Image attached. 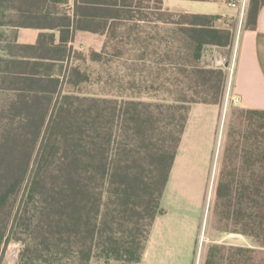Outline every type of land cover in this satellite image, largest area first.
Segmentation results:
<instances>
[{"label":"trees","instance_id":"1","mask_svg":"<svg viewBox=\"0 0 264 264\" xmlns=\"http://www.w3.org/2000/svg\"><path fill=\"white\" fill-rule=\"evenodd\" d=\"M162 1L77 0L71 15L69 0H0V264L12 241L23 246L19 264L142 261L165 213L190 107L225 98L227 72L202 59L235 40L234 29L216 25L220 16L170 12ZM249 5L246 28L255 29L264 0ZM16 28L47 32L22 45ZM78 31L120 39L125 73L89 70L87 62L106 66L109 53L74 50ZM101 83L102 92L85 90ZM165 85L168 99L143 100ZM240 112L251 145L222 172L216 205L256 238L264 231V111ZM254 254L215 245L206 264H256Z\"/></svg>","mask_w":264,"mask_h":264},{"label":"crops","instance_id":"2","mask_svg":"<svg viewBox=\"0 0 264 264\" xmlns=\"http://www.w3.org/2000/svg\"><path fill=\"white\" fill-rule=\"evenodd\" d=\"M112 1V0H104ZM122 2L135 3L140 0H113ZM147 3L149 0H141ZM77 0H69L67 7L71 15L74 14ZM134 4V5H135ZM84 7V5H83ZM109 8L98 6V8ZM87 8H90L87 6ZM132 4L125 6V9H132ZM162 8L164 10L182 13V14H199L220 16V22L223 20L224 25H217L222 28H228V23L234 22L235 40L234 45L229 51V59L226 63L230 69L227 72L226 94L222 104H194L190 107L189 118L184 131L179 151L170 175L168 184L171 180L176 182L175 188L180 191H196L186 201L188 202L187 214H179L163 207L165 213L156 218L152 228L149 240L139 264H189L188 255L189 248L196 243L199 247L198 255H201V263L206 264L208 250L214 245H224L238 248H250L251 237L240 233L238 227L222 226L221 223H228L223 220L217 207V188L221 179L222 172V149L217 150V154L212 159V167L207 174L209 178L205 179V193L203 201L199 199L197 191L202 187L201 173H204L200 165L208 157L205 149V142L209 143L211 139L221 138V130H224L222 124L226 112L231 106H236L242 110H258L264 111V6L262 7L258 23L255 29L246 28V20L244 16L238 19L240 11L229 8L222 0H163ZM117 9L122 11V7L113 6L111 10L116 12ZM134 11V10H133ZM117 20H109L106 25H116ZM123 21H118L122 23ZM11 30H8V32ZM16 40L22 45H35L42 32L36 28H16ZM58 36V33H56ZM79 34H94L90 32H76L74 44ZM98 35V34H95ZM74 50H76L74 48ZM221 48H208L206 52L212 53V60L204 55L202 63L209 67L215 65V58L221 55ZM223 56V55H222ZM211 62L210 66L208 62ZM210 63V64H211ZM223 134V132H222ZM218 137V138H217ZM201 175V176H199ZM167 184V186H168ZM167 189V187H166ZM203 189V190H204ZM210 190L209 199L205 197L206 191ZM166 191V190H165ZM165 195V193H164ZM164 197V196H163ZM206 202V203H205ZM204 218L201 222H197L189 214L196 213L200 207H204ZM190 212V213H189ZM208 213V222L205 227ZM232 221V220H231ZM9 247H12L10 245ZM202 250V251H201ZM191 252V248H190ZM1 264H9L3 259Z\"/></svg>","mask_w":264,"mask_h":264},{"label":"rangeland","instance_id":"3","mask_svg":"<svg viewBox=\"0 0 264 264\" xmlns=\"http://www.w3.org/2000/svg\"><path fill=\"white\" fill-rule=\"evenodd\" d=\"M250 4V3H249ZM250 5L248 6V9L244 15V20L247 19V14H248V10H249ZM240 16H238V19L242 18L241 12L239 13ZM151 16V15H150ZM174 20H179V17L174 16L173 17ZM124 23H120L119 25H164V24H155V23H146V22H140L137 20H131V21H123ZM225 21H218L216 25H224ZM229 26H227L228 28H232L235 29L234 27V22L232 23H228ZM165 30V29H164ZM144 35V34H143ZM74 48L77 51L82 52L85 56H88L89 53L93 52V51H97V52H102L106 49V52L109 53L108 56H106L107 59V65L103 66L98 65V64H94V63H89L87 62L85 65H87L89 68V70L94 71V72H99L101 71V74L104 75V71H110L111 72H115L117 71L119 73V75H122L125 73L124 70V65H122L123 63H125V58L119 59L117 57V55H119L124 48V46L121 43V40H114L111 41L108 37V35H95V34H79L78 38L76 39V42L74 44ZM229 51L230 49H223L220 50L221 55H223V57H225L227 60L229 59ZM209 55V56H208ZM205 56L209 59L212 60V53L206 52ZM209 61L208 64L211 66L212 63ZM204 65V64H202ZM124 66V67H123ZM84 67V65H83ZM213 67L216 68V66L214 65ZM226 71V70H225ZM116 72V73H117ZM109 73V72H108ZM104 77V76H103ZM106 77V75H105ZM104 77V78H105ZM96 78V76H93V81H95L94 79ZM164 78V77H163ZM163 78H161L160 80H162ZM104 79H102L103 81ZM103 83L100 84V87H98V85H94V86H89V87H85L86 91H89L91 93H98L100 90L102 92L103 90ZM168 88L167 85L163 86L162 88V92H155L156 90H152L151 95L152 97H143V100L145 101H158V100H165L168 99L169 96L166 94V89ZM241 109H239L236 106H231L228 109V112H226V116L223 117L224 118V123L222 124V127H224V130H221V138L219 139V141L216 139H211V141L209 140V143L205 142V149L206 154L208 155V157H206L204 159V163L201 166V168L203 169L204 173L202 172H197L196 175L198 176L199 173H201L202 175V189L197 191L198 197L199 199H201L203 201L204 199V193H205V189L204 187L206 186L205 184V179L209 178L210 174H207V172L209 171V169L212 167V159L215 156V154H217V150L222 149L223 151V157H222V169L224 170V172L229 171L231 169L230 164H232V161L235 160V155L237 153H240L241 150L243 149L244 146L247 145H251V141L252 139H249L246 135L247 131L245 129V125H244V117H242L241 115ZM223 132V134H222ZM218 138V137H217ZM240 165V163L238 164ZM199 175V176H201ZM177 184L180 181H176ZM176 182L174 180H171V183L168 184L167 189L165 191V195L163 197V207H165L166 209H169L170 211L174 212H178L179 214H181V216L185 213L187 214L188 210V202L186 201V197L188 198L191 195L188 194H193V196H195L196 191H180V190H176L175 185ZM204 189V190H203ZM210 193L211 191L208 190L206 191V195L205 197L209 199L210 197ZM206 203V202H205ZM205 203H203L204 207H200L196 213H190L189 215L194 218L197 222H199V224L201 225V222L203 221L204 218V209H205ZM232 211L234 212V208H232ZM208 220V213H207V218H206V223H205V227L207 225V221ZM227 226V227H231L232 229L235 227V221H229L227 224L222 222L221 223V227L222 226ZM239 228V227H238ZM258 235L259 237H251V244H250V248L253 251H255V263H259V264H264V231L260 230L258 231ZM10 245H12V247L7 248L5 255H4V260L7 261V263L9 264H19V252L22 249V244H20L19 242H15L12 241L10 243ZM199 243L191 246V252H190V248H189V255H188V262L189 264H197L198 263V258H199V263H201V255H198V251H199V247H198ZM215 246V245H214ZM216 246H224V245H216ZM213 247V246H212ZM227 248H233L231 246H226ZM211 248V247H210ZM210 248L208 250V253L210 251ZM202 251V250H201ZM229 250L227 249H222L221 253L224 254L225 256H227ZM244 264L246 262H243ZM92 264H104V262L98 258H95L92 261ZM111 264H122L119 262H112Z\"/></svg>","mask_w":264,"mask_h":264},{"label":"built area","instance_id":"4","mask_svg":"<svg viewBox=\"0 0 264 264\" xmlns=\"http://www.w3.org/2000/svg\"><path fill=\"white\" fill-rule=\"evenodd\" d=\"M229 8L239 10L241 12L242 17L245 15L250 0H222ZM215 66L216 68L228 70L230 67H228L226 60L222 55H217L215 58ZM21 244V243H20ZM10 246V245H9ZM8 246V248H9ZM21 251V250H20ZM20 254V252H19ZM19 258V256H18Z\"/></svg>","mask_w":264,"mask_h":264}]
</instances>
